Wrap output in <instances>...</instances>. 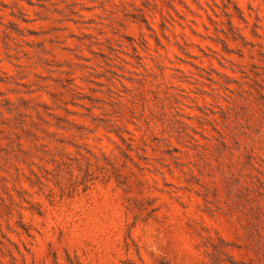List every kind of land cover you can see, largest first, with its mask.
Here are the masks:
<instances>
[{"label":"rangeland","instance_id":"374dc122","mask_svg":"<svg viewBox=\"0 0 264 264\" xmlns=\"http://www.w3.org/2000/svg\"><path fill=\"white\" fill-rule=\"evenodd\" d=\"M0 264H264V0H0Z\"/></svg>","mask_w":264,"mask_h":264}]
</instances>
